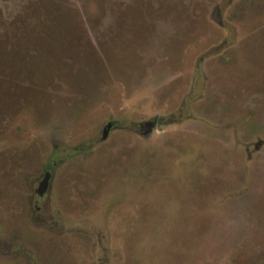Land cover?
I'll return each mask as SVG.
<instances>
[{"label":"rangeland","instance_id":"374dc122","mask_svg":"<svg viewBox=\"0 0 264 264\" xmlns=\"http://www.w3.org/2000/svg\"><path fill=\"white\" fill-rule=\"evenodd\" d=\"M0 264H264V0H0Z\"/></svg>","mask_w":264,"mask_h":264},{"label":"water","instance_id":"95a60500","mask_svg":"<svg viewBox=\"0 0 264 264\" xmlns=\"http://www.w3.org/2000/svg\"><path fill=\"white\" fill-rule=\"evenodd\" d=\"M148 126L151 127L152 124H149V123H148ZM109 127H110V124H109V123H107V124L104 126V129H103V132H102V138H105V136L107 135ZM49 175H50V174H49L48 171H46V172L44 173L43 178H42V180L40 181L38 188L36 189V192H37L39 195H41V194L43 193L44 189L46 188L47 183H48Z\"/></svg>","mask_w":264,"mask_h":264},{"label":"flooded vegetation","instance_id":"af4514ba","mask_svg":"<svg viewBox=\"0 0 264 264\" xmlns=\"http://www.w3.org/2000/svg\"><path fill=\"white\" fill-rule=\"evenodd\" d=\"M107 123H109L110 126H111V122H107ZM107 123H106V124H107ZM106 124H105V125H106ZM109 128H110V127H109ZM103 129H104V128H103ZM108 130H109V129H108ZM102 132H103V130H102ZM47 171H48V170H47ZM45 172H46V171H44V173H45ZM44 173H43V175H44ZM43 175H42V177L40 178V180H39V182H38V184H37V188H38V186H39L40 181H41L42 178H43ZM37 188H36V189H37ZM36 189H35V192H36ZM36 193H37V192H36ZM37 194H38V193H37ZM38 195H39V194H38Z\"/></svg>","mask_w":264,"mask_h":264},{"label":"trees","instance_id":"16d2710c","mask_svg":"<svg viewBox=\"0 0 264 264\" xmlns=\"http://www.w3.org/2000/svg\"><path fill=\"white\" fill-rule=\"evenodd\" d=\"M47 168H51V165L49 164V165L47 166Z\"/></svg>","mask_w":264,"mask_h":264}]
</instances>
